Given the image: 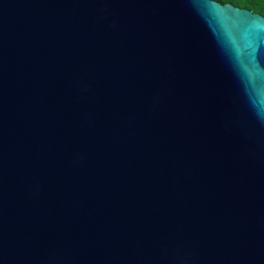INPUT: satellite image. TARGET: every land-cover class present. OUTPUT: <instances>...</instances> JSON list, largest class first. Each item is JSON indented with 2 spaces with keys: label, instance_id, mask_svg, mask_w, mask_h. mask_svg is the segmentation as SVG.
Returning a JSON list of instances; mask_svg holds the SVG:
<instances>
[{
  "label": "water",
  "instance_id": "obj_1",
  "mask_svg": "<svg viewBox=\"0 0 264 264\" xmlns=\"http://www.w3.org/2000/svg\"><path fill=\"white\" fill-rule=\"evenodd\" d=\"M0 264H264V16L0 0Z\"/></svg>",
  "mask_w": 264,
  "mask_h": 264
},
{
  "label": "trees",
  "instance_id": "obj_2",
  "mask_svg": "<svg viewBox=\"0 0 264 264\" xmlns=\"http://www.w3.org/2000/svg\"><path fill=\"white\" fill-rule=\"evenodd\" d=\"M223 4L232 3L236 6L247 8L264 16V0H216Z\"/></svg>",
  "mask_w": 264,
  "mask_h": 264
}]
</instances>
